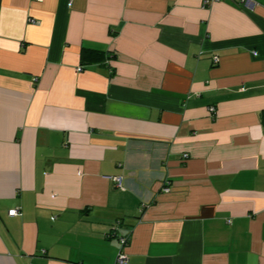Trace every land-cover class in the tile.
<instances>
[{"label":"crops","instance_id":"0c3cea01","mask_svg":"<svg viewBox=\"0 0 264 264\" xmlns=\"http://www.w3.org/2000/svg\"><path fill=\"white\" fill-rule=\"evenodd\" d=\"M122 236L127 264H264V0H0V264Z\"/></svg>","mask_w":264,"mask_h":264},{"label":"built area","instance_id":"2783aa9c","mask_svg":"<svg viewBox=\"0 0 264 264\" xmlns=\"http://www.w3.org/2000/svg\"><path fill=\"white\" fill-rule=\"evenodd\" d=\"M216 1H219V0H203V5L204 6H208L211 3L216 2ZM238 1L240 3H242V4H245L249 0H238ZM30 21L33 22L32 19ZM217 61H218V57L217 56H214L213 57V62L216 63ZM77 70H81V67H78ZM213 110H214L213 107H210L209 108V111H213ZM112 179L115 182V184H116L117 187L123 188V183H122V177L121 176H115V177H112ZM163 190L165 192H167V191H169V187L164 184ZM8 214L9 215H15V214H17V209H10L8 211ZM119 242H120V248L118 250V253H117V256H116V259H115V264H127V257H126V254L123 251L124 245L126 243V237H124V236L119 237Z\"/></svg>","mask_w":264,"mask_h":264}]
</instances>
